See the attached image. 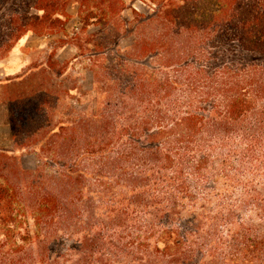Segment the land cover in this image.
I'll return each mask as SVG.
<instances>
[{
    "label": "trees",
    "instance_id": "obj_1",
    "mask_svg": "<svg viewBox=\"0 0 264 264\" xmlns=\"http://www.w3.org/2000/svg\"><path fill=\"white\" fill-rule=\"evenodd\" d=\"M68 1L14 0L0 18L10 36L8 44L0 41V58L29 32L67 36ZM148 2L152 10L135 27L133 52L136 59H153L158 65L135 73L127 87L132 103L122 102V112L74 125L78 144L73 150L86 155L85 164L63 169L51 181L38 177L24 189L0 177V235L9 233L12 250L26 245L29 264H52L49 245L60 233L79 234L83 239L78 243L87 246L93 242L86 231L90 226L125 235L133 222L134 230L141 231L136 234L139 240L131 243L134 250L118 234L109 240L108 258L100 264H174L168 260L178 256L193 261L196 252H182V228L173 226L183 221L181 208L195 188L190 182L198 186L207 174L219 179L231 168L237 173L234 156L243 160L245 150L244 156L253 160L262 146L264 0ZM113 12L109 4L94 7L80 0L84 29L106 27ZM19 115L12 107L14 137L17 125L24 126L31 117ZM64 148L63 142L57 144V157L69 166ZM97 202L100 207L95 209ZM85 209L89 217L79 221ZM142 213L140 227L133 217ZM259 213V225L243 220L235 224L228 264H264L263 207ZM162 226L166 228L157 233ZM206 242L212 253L215 246ZM142 254L145 258L139 260ZM78 255L80 264L92 256ZM17 263L15 257L0 258V264ZM203 264L220 262L211 254Z\"/></svg>",
    "mask_w": 264,
    "mask_h": 264
},
{
    "label": "rangeland",
    "instance_id": "obj_2",
    "mask_svg": "<svg viewBox=\"0 0 264 264\" xmlns=\"http://www.w3.org/2000/svg\"><path fill=\"white\" fill-rule=\"evenodd\" d=\"M13 1L0 0V18L7 15ZM83 2L94 7L113 6L114 12L106 27L92 25L84 29L79 19L80 0H69L67 36L59 31L48 36L29 32L0 58V177H8L23 189L36 182L38 177L51 181L63 169L76 170L80 163L85 164L86 155L73 150L78 144L72 134L74 125L81 119L104 114L114 117L122 112V102L132 103L129 98L133 95L127 87L135 73L153 70L158 65L153 59H136L133 52L135 27L141 16L152 10L148 0ZM4 22H0V41L4 40L6 45L10 36ZM23 105L25 107L21 109ZM12 107L19 116H31L24 126L17 125L16 137L13 135ZM132 110L135 111L134 107ZM61 129L65 131L60 132ZM262 138V146L256 150L253 160L244 156L245 150L242 151L245 162L234 156L233 168L238 170L237 173L231 168L230 172L220 173L219 179L207 174L198 186L195 181L190 182L195 188L181 208L183 221L176 220L173 226L182 228L179 236L183 242L182 252H196V257L193 261L179 256L168 261L203 264L214 254L216 262L224 264L232 252L229 242L235 224L242 220L249 225L261 224L258 216L260 208H264V167L260 166V162L264 164V133ZM234 141L238 145L241 143L238 137ZM61 142L66 146L69 166H64L57 157L60 151L56 146ZM94 207L98 209L100 204L97 202ZM81 215L79 221L88 218L87 209ZM141 218L144 220V213L133 217L138 225ZM134 224H130L125 235L90 226L86 231L93 242L87 246L78 243L83 239L79 234L60 233L55 241H51L48 257L52 264H80L81 255L78 254L85 252L92 255L87 262L84 260L86 264H100L108 258L109 240L114 236L118 238V234L124 236L123 244L134 250L131 243L139 240L136 234L141 232L134 230ZM164 228L158 227L156 232H162ZM5 235H0V258L15 257L17 264H29V248L25 245L12 250L7 244L9 233ZM206 241L215 246L212 253L205 245ZM155 242L153 239L151 246H155ZM198 248L201 249L199 252ZM143 255L138 256L139 260L145 258Z\"/></svg>",
    "mask_w": 264,
    "mask_h": 264
}]
</instances>
